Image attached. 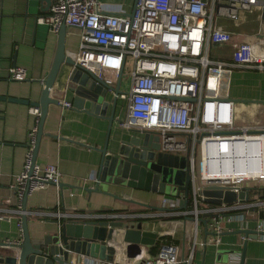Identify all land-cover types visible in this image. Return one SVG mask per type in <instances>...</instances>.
<instances>
[{
  "label": "built area",
  "instance_id": "2783aa9c",
  "mask_svg": "<svg viewBox=\"0 0 264 264\" xmlns=\"http://www.w3.org/2000/svg\"><path fill=\"white\" fill-rule=\"evenodd\" d=\"M111 6L100 0H53L50 13L38 21L54 33L63 24L77 30L75 65L107 84H116L121 73L123 81L128 69V89L118 95L126 103L122 125L157 135L163 152L188 156L195 206L206 186L237 193L248 186L260 194L264 101L249 102L257 119L242 123L238 103L245 102H237L230 91L234 71L264 72V0H133L129 10L123 5L117 11ZM227 45L232 47L230 57L213 56L214 47ZM9 73L17 81L28 77L23 67ZM61 104L71 106L64 100ZM30 111L35 124L28 134L24 167L12 185L21 215L26 192L59 186L63 177L55 164H32L41 112L36 107ZM174 203L166 195L161 199L166 208ZM244 208L238 201L195 212L215 216L220 232L219 219ZM42 213L64 221L99 218L60 210ZM193 255L183 256L178 245L162 243L154 258L143 247L123 263L99 264H192Z\"/></svg>",
  "mask_w": 264,
  "mask_h": 264
},
{
  "label": "crops",
  "instance_id": "0c3cea01",
  "mask_svg": "<svg viewBox=\"0 0 264 264\" xmlns=\"http://www.w3.org/2000/svg\"><path fill=\"white\" fill-rule=\"evenodd\" d=\"M52 2L53 0H1L0 95L30 102L40 101L44 80L48 77L57 54L59 32H52L50 26L39 22L38 18L50 13ZM125 7L129 10L128 5ZM114 10L117 11L118 7L115 6ZM78 46L79 32L67 27V54L74 57ZM231 52L230 45L216 46L213 56L227 59ZM13 67L25 68L27 79H11L9 70ZM71 70V66L64 65L53 88V94L59 99L60 105L52 104L49 107L37 156L38 164H55L59 168L63 176L62 183L59 186L50 184L45 189L28 195L27 215L31 236L40 238L56 234L65 222L64 219L58 220L42 212L60 210L97 215V219L115 221L128 215H139L146 221L145 228L158 234L155 246L158 242L165 243L171 239V243L175 242L179 246L181 255L188 256L193 251L192 264H241L246 240L243 264H264V237L254 240L237 232L243 229H264V208L253 204L264 199H254L257 196L253 190V197L244 202V209L228 213L219 219L220 232L215 229V216L201 212L196 216L195 209L203 211L215 205L204 203L198 194L195 206L192 184L189 200L192 199L193 210H188V207L181 209L180 201L183 196L176 193L159 194L132 189L118 192L114 187L109 188L108 193L121 196L117 198L107 193L88 192V188L96 187L102 156L99 149L106 144L110 124L108 117L113 112L116 94L114 91L107 93L104 100L108 104L101 115L62 106L61 101L71 103L73 99V94L66 86ZM123 83L124 81L121 83L122 92L128 87L126 82V88L123 89ZM230 94L234 99L264 101V72L234 71ZM31 107V104L0 101V243H18L23 237L19 227L22 215L12 185L24 167L28 134L35 124ZM114 118L108 140L109 152L116 151L123 142L145 136V132L129 130L122 125L126 119V103L120 97H117ZM243 119L241 117L242 121ZM154 139H150V146L157 144ZM160 152L168 157L172 156L176 168H184L183 158L189 163L187 155ZM165 195L175 198L174 207L162 206L161 199ZM200 219H206L207 225ZM155 246L146 247L151 258L158 252L159 248L152 250ZM126 251V244L115 236L111 243L99 245L97 249L92 247L87 254H72L70 261L74 264H99L103 260L123 263L129 259Z\"/></svg>",
  "mask_w": 264,
  "mask_h": 264
},
{
  "label": "water",
  "instance_id": "95a60500",
  "mask_svg": "<svg viewBox=\"0 0 264 264\" xmlns=\"http://www.w3.org/2000/svg\"><path fill=\"white\" fill-rule=\"evenodd\" d=\"M1 7V0H0ZM67 26L63 24L59 30V42L56 57L54 59L48 77L44 80V89L39 102H30L26 99L6 97L0 95V101H10L22 104H31L40 109L38 132L32 157V164L37 163V156L43 126L52 104L60 105L59 99L54 96L53 88L64 65L72 67L68 77L67 90L73 94L70 108L86 111L93 115H101L108 102L104 100L109 91H114L116 97L113 103V112L108 117L109 128L106 144L99 149L101 161L97 171L95 188H88V192H100L121 198L119 194L108 193L109 188L122 190H142L159 194H178L183 198L180 208L187 209L191 190V173L186 158L182 159L184 168H176L172 156L160 152L159 138L150 132H145L143 138L134 141L123 142L116 151H108V140L111 125L114 121V112L117 97L121 93L122 73L116 84L109 85L103 79L97 78L88 70L75 65L74 58L66 52L65 41ZM237 102H253V100L236 99ZM155 138V145H149L150 139ZM252 187H245L237 193L231 188L219 186H206L201 191V200L211 205H229L238 201L248 202ZM26 192L22 202V233L21 242L0 243V264H74L70 261L72 254H87L90 249L99 245H107L119 238L127 247L128 258L138 255L142 247L156 245L158 234L145 228L146 221L139 215H128L119 220L93 219L65 221L59 227L56 234H48L40 238H33L29 230L27 215ZM132 201V200H128ZM135 202V201H132ZM207 225L206 219H200ZM245 234L247 238L257 240L264 237V229H243L237 231ZM247 240L244 245L241 264L244 263Z\"/></svg>",
  "mask_w": 264,
  "mask_h": 264
},
{
  "label": "rangeland",
  "instance_id": "374dc122",
  "mask_svg": "<svg viewBox=\"0 0 264 264\" xmlns=\"http://www.w3.org/2000/svg\"><path fill=\"white\" fill-rule=\"evenodd\" d=\"M100 1L104 2V3H112L113 5L118 6V7H123V5L127 6L131 3H133V0H100ZM116 4H122V5H116ZM115 6H111V7H115ZM259 43L260 42H258L257 44H259ZM123 81H124V83H123V89H124V88H126V82L129 81L128 69L125 71ZM127 89H128V87H127ZM127 89H125L124 91H126ZM239 99H241V98H239ZM242 99H245V98H242ZM247 100H249V99H247ZM238 107L241 111V117L244 118L242 123H246L248 121H254L257 119L256 118L257 112L255 111L254 108L251 107V103H249V102H245V104L244 103H238ZM253 204L259 205L260 207L264 208V200L256 201Z\"/></svg>",
  "mask_w": 264,
  "mask_h": 264
},
{
  "label": "trees",
  "instance_id": "16d2710c",
  "mask_svg": "<svg viewBox=\"0 0 264 264\" xmlns=\"http://www.w3.org/2000/svg\"><path fill=\"white\" fill-rule=\"evenodd\" d=\"M254 194H255V196H257V197H255L254 199H264V188H262L261 190H260V194H256L255 192H254ZM250 195H251V193H250ZM251 199V198H250ZM193 208V205H192V199H190L189 200V206H188V210H191ZM262 215H264V211H262ZM172 242V240L171 239H168L165 243H171ZM174 242V241H173ZM161 243L162 242H158V244H157V246H155L152 250H156V249H158L159 247H160V245H161ZM175 243V242H174ZM173 243V244H174Z\"/></svg>",
  "mask_w": 264,
  "mask_h": 264
}]
</instances>
